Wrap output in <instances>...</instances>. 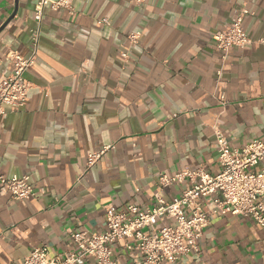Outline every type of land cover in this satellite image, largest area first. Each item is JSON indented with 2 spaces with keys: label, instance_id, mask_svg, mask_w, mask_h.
<instances>
[{
  "label": "crops",
  "instance_id": "crops-1",
  "mask_svg": "<svg viewBox=\"0 0 264 264\" xmlns=\"http://www.w3.org/2000/svg\"><path fill=\"white\" fill-rule=\"evenodd\" d=\"M36 0H0V81L9 50L31 53ZM239 16L251 38L224 54L215 35ZM138 39L132 43L130 36ZM127 53V57L123 56ZM24 107L0 116V175H28L36 198L14 200L0 183V264H24L72 233L106 230L105 209L157 202L160 174L219 170L216 130L232 148L264 141V0H73L47 7ZM105 151L87 167L88 156ZM260 167H264V161ZM188 183L163 189L166 201ZM200 253L163 264H264V227L211 213ZM173 223L162 220L159 225ZM119 264L139 251L113 245ZM81 264H97L88 257Z\"/></svg>",
  "mask_w": 264,
  "mask_h": 264
},
{
  "label": "built area",
  "instance_id": "built-area-1",
  "mask_svg": "<svg viewBox=\"0 0 264 264\" xmlns=\"http://www.w3.org/2000/svg\"><path fill=\"white\" fill-rule=\"evenodd\" d=\"M144 0H132L136 4ZM47 7L53 10H73V0H36L34 19L36 28L31 36V53L23 56L9 50L6 59L12 72L0 81V116L6 107L17 110L29 101L33 84L25 77L38 57L40 29ZM239 16L215 35L217 48L224 54L232 47H244L252 40L246 34ZM137 42V35L130 36ZM127 57V53H123ZM219 151V170L209 173L203 167L184 169L175 175L160 174V192L177 183H188L180 197L166 201L158 192L156 204L147 210L129 204L124 209H105L106 230L101 233L77 231L72 233L74 248L51 256L48 245L35 247L25 258L24 264H81L94 257L97 264H119L114 257L113 245L123 241L125 249L139 251L141 264H163L177 262L182 257L199 254V239L209 225L208 212L203 204H210L211 213L235 215L253 219L264 227V141L254 140L242 147L232 148L227 133L216 130ZM105 151L88 156L87 167H92ZM0 183L7 186L14 200L35 199L37 194L28 175L6 177L0 175ZM162 220L173 221L159 225Z\"/></svg>",
  "mask_w": 264,
  "mask_h": 264
},
{
  "label": "water",
  "instance_id": "water-1",
  "mask_svg": "<svg viewBox=\"0 0 264 264\" xmlns=\"http://www.w3.org/2000/svg\"><path fill=\"white\" fill-rule=\"evenodd\" d=\"M15 15V14H14ZM14 15L12 17H10V19L0 28V32L7 26V24L12 20V18L14 17Z\"/></svg>",
  "mask_w": 264,
  "mask_h": 264
}]
</instances>
